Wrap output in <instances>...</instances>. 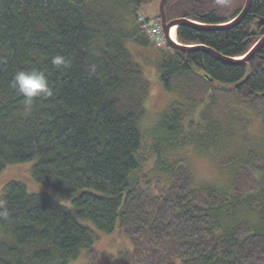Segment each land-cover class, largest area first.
Here are the masks:
<instances>
[{"label":"trees","instance_id":"1","mask_svg":"<svg viewBox=\"0 0 264 264\" xmlns=\"http://www.w3.org/2000/svg\"><path fill=\"white\" fill-rule=\"evenodd\" d=\"M156 1L0 0V175L31 164V181L52 192L29 193L23 183L5 180L0 264H72L116 235L130 244L121 238L125 243L114 245L126 249L109 254L114 245H108L83 264H264V47L242 65L202 52L163 53L161 92L191 98L197 91L204 108L189 131L175 100L144 128L148 85L126 44L146 49L138 20ZM244 5L167 0L164 12L167 22L219 26ZM260 20L264 0H252L239 25L221 31L181 26L175 39L241 58L264 36ZM56 54L66 68L51 63ZM31 69L46 72L53 96L26 111L12 78ZM218 95L259 120L261 140L259 148L229 158L232 180L220 187L194 183L181 158L189 148L222 147L231 120L211 113ZM145 150L153 163L148 176ZM56 195L71 197L70 205L58 204Z\"/></svg>","mask_w":264,"mask_h":264},{"label":"rangeland","instance_id":"2","mask_svg":"<svg viewBox=\"0 0 264 264\" xmlns=\"http://www.w3.org/2000/svg\"><path fill=\"white\" fill-rule=\"evenodd\" d=\"M158 4L159 1L149 4L145 6L140 12L141 18H139L138 21L142 25L141 29L145 32L146 39L148 40V46L146 49L140 48L131 43L126 44V48L130 52L133 60L140 65L143 79L148 85V92L144 98L143 104L147 112V117L144 120V128L146 126H150L158 114L164 111V109L175 100L182 105L180 106L181 110L186 113L187 117L185 119L184 125H186L185 129L189 131L188 129L193 126V124L189 125V123L197 122L198 114L203 111L204 105H198L200 102L197 91H195V95H193L191 98H182L178 92L167 96L164 95L160 90L157 63L161 59L163 53H171L174 51L168 49V47L163 42L161 35L159 34L160 28L156 22L158 17ZM145 19L154 22L144 23ZM172 37L175 40L174 31ZM218 99V107L212 108L211 113L213 116L219 115V118L222 120L225 119V121H222L223 123L226 121L227 123L229 122L227 118L231 120L230 126H225V139L222 147L220 149H216V151L210 150L203 153L191 148L181 152V158L190 168L189 171L194 177V183L199 185L212 184L219 187L227 186L232 180V176L229 173L230 168L225 164L228 162L229 158L238 157L237 155H240L248 148H259L261 144L259 137V120L250 112L246 111L243 107L235 104L231 97L227 98L218 95ZM192 106L196 107L195 111L190 110V107ZM190 111L192 113H190ZM144 143H148V138H146ZM143 153L148 159V164L146 166V173L148 176V172L153 164L152 158L147 150H145ZM30 165L31 164L16 165L6 169L0 175V193L5 180L10 179L23 183L29 193H46L52 195L50 189L44 186L36 185L31 181L29 176V170L31 167ZM150 175L151 174H149V177ZM152 185H154L153 181ZM55 200L58 204L68 207L70 205L71 197L56 195ZM2 237L3 233L0 230V240ZM121 238L124 241L126 239L119 235L103 237L102 243L99 245V247L96 246L92 251L86 253L79 261L72 264L85 263L86 258L89 255H92L97 251L107 250L108 245H114L117 242L124 244L126 241L124 242ZM126 243L130 244L128 240ZM121 249H126V247H117L114 245L113 251L111 252L109 250L107 252L112 254L120 251ZM128 250H131V248L129 247Z\"/></svg>","mask_w":264,"mask_h":264},{"label":"water","instance_id":"3","mask_svg":"<svg viewBox=\"0 0 264 264\" xmlns=\"http://www.w3.org/2000/svg\"><path fill=\"white\" fill-rule=\"evenodd\" d=\"M167 0H160L158 4V20L160 23V28L162 31V36H163V41L165 45L168 47V49L178 52V53H190V52H202L204 54L209 55L216 61L227 64V65H242V64H247L257 53L258 51L264 47V36L253 46V48L243 57L241 58H228L220 55L219 53L215 52L211 48H208L206 46H184L179 44L176 40H173L170 37L171 31L174 29L175 32L177 28L181 26H186L190 27L196 30L200 31H221V30H227L231 29L237 25H239L243 19L246 17L248 14V11L251 6L252 0H245V5L240 12V14L231 22L224 24V25H219V26H202L198 25L196 23H192L187 20H172L167 22L166 17H165V12H164V6ZM259 25H263L264 21L260 20L258 22ZM264 96V94H263Z\"/></svg>","mask_w":264,"mask_h":264},{"label":"clouds","instance_id":"4","mask_svg":"<svg viewBox=\"0 0 264 264\" xmlns=\"http://www.w3.org/2000/svg\"><path fill=\"white\" fill-rule=\"evenodd\" d=\"M51 63L58 68L67 67L65 57L60 54L52 56ZM12 87L23 98L26 111L32 109L33 103L37 99L53 96V89L50 87L48 76L44 70H18L12 78ZM3 207H5V201L0 200V208Z\"/></svg>","mask_w":264,"mask_h":264},{"label":"bare ground","instance_id":"5","mask_svg":"<svg viewBox=\"0 0 264 264\" xmlns=\"http://www.w3.org/2000/svg\"><path fill=\"white\" fill-rule=\"evenodd\" d=\"M159 34L162 36V31H161V29H159ZM173 31L175 32V30L173 29L172 31H171V33H170V37L174 40V38L172 37V35H173ZM172 34V35H171ZM176 40V39H175Z\"/></svg>","mask_w":264,"mask_h":264}]
</instances>
